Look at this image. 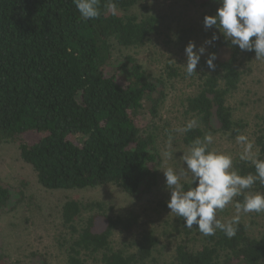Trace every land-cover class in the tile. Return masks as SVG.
I'll return each mask as SVG.
<instances>
[{
	"label": "trees",
	"instance_id": "16d2710c",
	"mask_svg": "<svg viewBox=\"0 0 264 264\" xmlns=\"http://www.w3.org/2000/svg\"><path fill=\"white\" fill-rule=\"evenodd\" d=\"M144 1L101 0L100 17L84 20L73 0H0V141H17L21 159L44 188L114 185L140 200L157 185L158 137L169 125L162 121L161 106L169 81L186 74L168 64L155 74L133 55L114 56L115 50L143 45L160 26L155 14L131 12ZM187 1L201 9L208 40L219 37L208 44L192 76L199 79L197 91L182 101L185 124L198 119V127L182 133L188 148L205 133L232 139L242 132L246 124L235 119L228 98L244 73L240 66L255 52L231 45L215 26L205 28L204 17L216 14L219 0ZM109 2L116 4L115 15ZM211 53L217 57L214 69L206 63ZM254 141L264 159V131ZM233 167L241 175L255 172L239 157ZM181 182L185 190L192 186L190 179ZM251 191L264 193V186L257 182ZM22 195L0 182V214ZM61 220L67 264H157L160 239L153 229L120 246L113 243L114 233H128L138 224L134 212L69 198ZM169 221L162 233L178 238L164 264H264V231L252 236L242 221L231 239L220 231L204 236L196 226L188 229L175 214ZM0 264L19 263L0 251Z\"/></svg>",
	"mask_w": 264,
	"mask_h": 264
},
{
	"label": "rangeland",
	"instance_id": "374dc122",
	"mask_svg": "<svg viewBox=\"0 0 264 264\" xmlns=\"http://www.w3.org/2000/svg\"><path fill=\"white\" fill-rule=\"evenodd\" d=\"M131 12L138 15L155 14L160 20V26L143 45L115 50L114 56L133 55L147 71L155 74L166 64L184 69L183 64L187 61L185 47L190 41L195 43L197 50L201 46L205 47L201 59L206 57L207 30L200 24L201 9L197 5L187 0H147L139 3ZM240 67L244 73L236 90L230 94L228 103L233 107L235 119H241L246 124L241 133L254 140L259 132L264 131V60H256L252 56L248 61H243ZM198 84L196 76H183L169 81L160 113L163 123L168 122L170 131L168 132V128L162 129L158 137L162 160L158 183L140 200L132 199L114 185L82 189L44 188L38 182L32 167L21 159L17 141H0V182L23 193L19 201L0 214L1 253L19 264H67L61 208L66 200L74 198L82 201H106L117 213L131 211L138 214V224L130 232L114 233V245L120 246L141 231L153 229L160 239L154 252L157 264L170 260L178 237L174 235L175 237L168 239L162 233L163 228H168L167 221L173 216L167 207L170 192L166 188L163 169L172 167L178 170L183 164L180 156L188 148L181 140L183 131H178L185 125L182 101L187 95L197 91ZM170 136L172 146L169 149ZM213 137L215 150L230 154L233 158L239 157L241 148L235 141L236 136L229 139L215 134ZM165 151L173 153L171 159L164 156ZM188 179L190 178L183 180ZM159 201H165V205ZM233 214L234 208L229 205L218 212L217 217L227 220ZM241 221L246 224L247 231L252 236L264 231V214L242 215ZM87 264L98 263L89 261Z\"/></svg>",
	"mask_w": 264,
	"mask_h": 264
},
{
	"label": "clouds",
	"instance_id": "9594fccd",
	"mask_svg": "<svg viewBox=\"0 0 264 264\" xmlns=\"http://www.w3.org/2000/svg\"><path fill=\"white\" fill-rule=\"evenodd\" d=\"M73 3L84 20L99 18L101 15V0H73ZM215 15L204 17L205 28L215 26L241 51H254L255 59H264V0H219ZM107 8L116 14V4L109 2ZM219 37L215 34L206 44ZM254 38V39H253ZM205 53V47L198 50L194 42L185 47L186 64H183L186 77L197 74V64ZM215 53H211L206 63L209 69H214ZM198 127V119L188 120L178 131L188 132ZM172 137H169L168 148H171ZM240 146L239 160L249 162L254 167V173L241 175L233 167V157L219 152L210 145L214 142L211 133L195 138L186 152L180 156L183 164L177 170L172 167L163 169L166 188L170 192L167 207L170 214L183 218L184 226L188 229L196 226L204 236H213L217 231L227 238H233L238 231L242 215L251 213L264 214V193L251 191L254 184L259 182L264 186V159L260 158L255 141L245 134L235 137ZM164 156L171 159L173 153L165 151ZM190 178L192 186L185 190L181 182ZM236 197H242L236 200ZM232 205L234 214L227 220H221L217 213Z\"/></svg>",
	"mask_w": 264,
	"mask_h": 264
}]
</instances>
